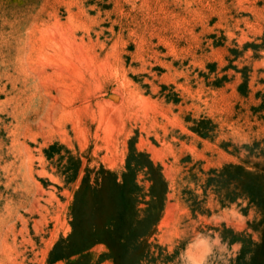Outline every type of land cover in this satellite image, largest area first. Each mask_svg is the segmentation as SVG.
Masks as SVG:
<instances>
[{"label": "rangeland", "instance_id": "1", "mask_svg": "<svg viewBox=\"0 0 264 264\" xmlns=\"http://www.w3.org/2000/svg\"><path fill=\"white\" fill-rule=\"evenodd\" d=\"M0 264H264V0H0Z\"/></svg>", "mask_w": 264, "mask_h": 264}, {"label": "water", "instance_id": "2", "mask_svg": "<svg viewBox=\"0 0 264 264\" xmlns=\"http://www.w3.org/2000/svg\"><path fill=\"white\" fill-rule=\"evenodd\" d=\"M109 97H111V98H113V99H116V100L119 99V96L116 95V94H111V95H109Z\"/></svg>", "mask_w": 264, "mask_h": 264}]
</instances>
